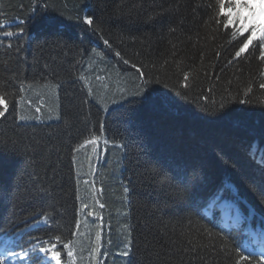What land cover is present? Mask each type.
Wrapping results in <instances>:
<instances>
[{"label": "trees", "instance_id": "16d2710c", "mask_svg": "<svg viewBox=\"0 0 264 264\" xmlns=\"http://www.w3.org/2000/svg\"><path fill=\"white\" fill-rule=\"evenodd\" d=\"M215 10L216 0H0V21L12 25L4 30L24 29L0 42V86L6 85L0 92L10 102L6 119L0 118V223L10 231L0 233V240L24 230L19 243L25 247L31 236L73 240L76 264H149L146 245L161 221L186 222L191 214L207 223L183 206L175 188L176 173L191 176L194 169L207 177L204 196L222 180L243 179L235 200L225 192L226 203H237L233 211L244 218L234 235L242 241L245 228L261 231L264 174L246 151L251 144L264 154V62L250 48L243 59L228 63L237 45L228 43L226 30H217ZM45 14L62 23H44ZM85 14L93 15L99 33L78 21ZM132 64L153 78L148 90L167 92L172 102L158 93L148 101L135 96L143 81ZM190 71L198 75L182 89L183 73ZM123 78L126 88L118 82ZM248 85L253 90L245 96ZM93 137L99 147L84 144ZM107 144L120 158L110 163L113 184L107 181L104 194L95 180L85 196L81 154L102 152ZM104 202L110 209L100 207ZM82 204L88 208L81 210ZM37 212L47 213L50 223L26 228L24 221ZM97 231L100 251L92 259ZM129 238L132 252L124 257ZM58 248L67 264L66 250ZM216 264L229 262L218 256Z\"/></svg>", "mask_w": 264, "mask_h": 264}, {"label": "snow or ice", "instance_id": "6c2138e0", "mask_svg": "<svg viewBox=\"0 0 264 264\" xmlns=\"http://www.w3.org/2000/svg\"><path fill=\"white\" fill-rule=\"evenodd\" d=\"M207 7L211 8L212 5L209 4ZM77 19L92 32H100L93 15L85 14L82 17H77ZM42 20L51 26L62 23V21L47 14L42 17ZM213 20L217 30L221 27L226 30L225 35L228 37V43L237 45L232 59L228 61L229 64L237 59H243L244 54L249 53L250 48L252 51L258 52V60L264 62V0H216ZM11 26L5 21H0V42L18 38L24 31L23 28H20L18 32L4 30ZM170 31L175 32V29H170ZM103 43L111 47L108 39H103ZM6 47L11 48L12 44L8 43ZM115 55L120 57L125 64L129 63L119 51L115 52ZM216 55L219 56L220 53L217 52ZM131 67L136 70L138 78L143 81V84L134 93L135 96L148 101L153 93H158L165 101L172 102L169 93L160 92L159 89L148 90L145 87L153 82V78L141 67H137L136 64H132ZM196 75L198 74H194L192 71L184 72L181 88H189L190 81H194ZM260 76L264 77V71L260 73ZM156 82L159 83V80ZM0 87H6V85ZM259 88L264 89V82L259 83ZM252 90V85H248L244 95L248 96ZM20 91H23L22 85ZM175 95L179 97L181 92L176 91ZM203 99L206 100L207 97H203ZM240 102L246 103L247 101L242 100ZM9 103L6 95L0 92V118L6 119L9 113ZM224 107V104L220 105L221 109ZM36 111L39 112L40 109L37 108ZM19 119L23 120L25 117L20 116ZM96 143L95 137L84 141V144L95 145ZM83 146V144L80 145V147ZM119 147H123V145L121 144ZM253 147L254 145L251 144L248 146L246 157L251 165L264 174V154H257L252 150ZM152 171L157 176L161 175L158 168H153ZM173 179L177 181L175 188L183 206L194 209L195 215L207 223H200L198 220L192 219L191 214L187 217L186 222L184 217L177 219L174 223L161 221L155 228L157 233L155 240L146 245L149 252V264H210V261L216 264L218 256H223L229 264H264V226L258 233H253L250 229L245 228L246 238L238 241L234 232L239 226H242L244 218L239 210L233 211L238 207L237 203H226L225 192L231 193L233 200L240 196L243 179L239 182L230 179L222 180L220 185L208 196L202 194L208 183L207 177L201 178L195 169L191 176L187 172H177ZM165 182H168L166 176ZM248 187L250 191H256L251 186ZM128 191L129 189L125 187L124 192L127 193ZM258 199L261 204H264V185L259 189ZM100 207L103 208L104 205L100 204ZM87 208V204H82L81 210ZM87 215L93 216L96 213L88 211ZM261 215L264 216V213ZM249 218L254 219V214L250 213ZM24 223L26 228L36 229L41 225L49 224L50 217L47 213L41 215L37 212L31 216L30 221L26 219ZM79 226L80 223L77 221V229ZM8 231L10 229H5L0 223V233ZM11 231H15V228ZM26 234L24 230H21L16 233L15 239L0 240V245H2L0 247V264H53V262L54 264H62V253L58 246L66 250L67 264H76L77 256L73 240L70 239L67 243H63L60 236H56L54 241L51 238L42 239L40 236H31L26 241L27 247H25L19 241ZM73 235L75 236L76 233ZM130 236L131 233L129 232ZM100 239L101 234L97 231V246L93 247L89 253L92 259H95L100 251L98 243ZM17 247L19 250H14ZM131 252L132 241L129 238L121 255L129 257Z\"/></svg>", "mask_w": 264, "mask_h": 264}, {"label": "rangeland", "instance_id": "374dc122", "mask_svg": "<svg viewBox=\"0 0 264 264\" xmlns=\"http://www.w3.org/2000/svg\"><path fill=\"white\" fill-rule=\"evenodd\" d=\"M118 82L124 85L125 88L129 84V81L126 78H123L121 82ZM111 83L114 85L118 84L114 83V81ZM52 88L54 87L52 86ZM46 89L49 90L51 88L48 87ZM97 140H99V138H97ZM105 141H108L109 144L113 143L106 138ZM94 147H99L98 143H96ZM86 152L87 151L85 150L81 154L80 163L78 164L79 176L80 181L82 182L84 195L87 196L90 193L89 189L91 188L92 182H94L95 180L98 181L96 186H98V188H100L102 192L106 194L105 184H107V181H110V184H113L114 181V174H112L113 171L111 172V160L112 162L114 159L115 161H120V158H118V154H115L108 144L105 146V149L102 152H100L99 149L96 150L95 153L90 151L88 153ZM122 166H124V163H122ZM85 181H87V183H85ZM100 204L104 205V210L110 209V206H108L105 202Z\"/></svg>", "mask_w": 264, "mask_h": 264}]
</instances>
